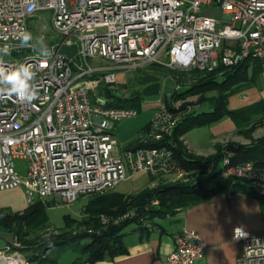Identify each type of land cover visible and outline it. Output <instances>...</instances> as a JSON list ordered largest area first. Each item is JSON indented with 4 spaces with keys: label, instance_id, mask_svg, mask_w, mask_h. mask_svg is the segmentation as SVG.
<instances>
[{
    "label": "built area",
    "instance_id": "obj_1",
    "mask_svg": "<svg viewBox=\"0 0 264 264\" xmlns=\"http://www.w3.org/2000/svg\"><path fill=\"white\" fill-rule=\"evenodd\" d=\"M211 4L229 25L221 27L214 17L199 13ZM41 11L51 12L52 30L60 35L43 56L17 47L18 36L30 32L27 21ZM5 45L12 55L26 51L22 63L36 73L31 82L36 98L22 102L0 91V190L22 188L28 205L48 196L71 203L138 174L181 176L172 158L174 144L120 151L114 124L137 112L106 106V99L93 91L100 82L115 84L117 76L91 78L96 70L87 60L101 57L128 69L159 64L182 73L221 69L218 75L245 61L264 62V0H0V48ZM57 45H76L72 58L79 57L86 68L73 69L72 58L58 54ZM185 101L170 107L163 101L143 141L169 138L191 110L190 105L180 110ZM171 107L178 112L173 114ZM16 159L25 160V175L17 172ZM222 169L224 177L243 179L264 195V172L251 162L232 165L226 156ZM232 239L243 246L236 264H264V231L250 234L236 225ZM205 247L194 230L186 229L156 264H196Z\"/></svg>",
    "mask_w": 264,
    "mask_h": 264
},
{
    "label": "trees",
    "instance_id": "obj_2",
    "mask_svg": "<svg viewBox=\"0 0 264 264\" xmlns=\"http://www.w3.org/2000/svg\"><path fill=\"white\" fill-rule=\"evenodd\" d=\"M148 65L154 68V72L143 77L142 82H139L140 89L134 90V85L130 86L128 91L131 93L128 97H116L111 95L109 90H104L106 97L111 98L106 106L134 110L140 108L143 100L142 89L151 83L160 82L162 77L167 76L173 78L177 86H179L178 84L182 86L179 91L174 89L171 92V100H167L170 98L167 95L164 97L168 107L173 100L184 101L190 95H199L198 104L185 102L180 107L182 110L190 105L191 110L182 118L181 122H177L169 138L166 137L161 142L149 140L144 142L150 127L148 123L144 127V137H140L123 149L162 145L172 147L174 144L176 147L172 158L177 163L180 172L189 175L190 179L160 182L154 188L144 187L137 193L127 195L115 192L114 188L101 193H91L87 196L82 219L75 221L66 216L64 227L55 229L59 233L49 238L51 247H57V251L47 257L36 253L28 257L30 264H59L61 255L67 251L77 256L72 264H94L97 261L111 260L126 253L122 238L123 230L128 227V224H136L137 232H149L158 226L155 220L174 216L176 213L204 202L215 195L242 193L252 196L258 201L264 197L245 180L224 177L222 169L223 160L228 156L232 165L251 162L264 172V135L257 139L252 136L258 125L264 127V100L260 98L249 105L234 109L228 107L229 98L236 94L238 89L249 83L255 85L263 68L262 61H245L225 69L220 75L217 72L222 71L221 69L206 74L199 72L176 73L159 64ZM211 91H216V96L208 97L206 95ZM199 104H206V109L205 106L201 109ZM170 111H173V114L178 112L172 107ZM224 117H229L233 122V129L250 143L217 144L214 153L209 156L188 154L181 145L177 146L180 144L177 139L184 136L187 128L210 125ZM154 179L150 176V181L153 182ZM43 201V199L35 200L21 211L0 208V235L5 234L9 237L8 240L5 238L9 242L12 239L20 240L26 249L39 247L40 243L36 242H39L42 239V234H46L45 231L51 228L47 224ZM154 201L156 204H153ZM28 229H36L37 236L33 239H23L29 231Z\"/></svg>",
    "mask_w": 264,
    "mask_h": 264
},
{
    "label": "rangeland",
    "instance_id": "obj_3",
    "mask_svg": "<svg viewBox=\"0 0 264 264\" xmlns=\"http://www.w3.org/2000/svg\"><path fill=\"white\" fill-rule=\"evenodd\" d=\"M202 15H209L214 17L220 22V26L223 27L224 25H229L228 21L223 19V12L222 10L217 7L216 4L211 5H203L199 11ZM50 11H41L39 12L34 18L29 19L27 21V25L29 30L33 36L32 43H35L37 39H42L46 46L54 45L56 42L60 40V35L55 33L51 27L50 21ZM26 54V51L22 52V56L16 54H10L9 56H4L2 59L4 61H16L19 64L23 61V56ZM70 65L73 69H76V65H82V67L86 68V65L80 62L79 57L75 56L72 60H69ZM89 66L96 71L92 73L93 79L99 80L103 76L108 73H115L117 76V82L113 85H104L103 82L99 83V86L93 92L96 95L103 96L106 99V102H110L111 98H107L104 90H109L111 95L116 97H128L131 92L128 91L130 86H133L134 90H138L141 88L140 83L145 75L148 73L154 72V68L150 65H142L137 68H122L115 65L113 62H110L106 59L101 57H94L89 58L87 60ZM176 73H181L180 71H175ZM140 82V83H139ZM160 91L159 94L156 96H143L142 104L140 108L135 109L137 111V115L125 119H121L114 124L113 132L118 141V147L120 151H122L125 147H127L130 143L138 140L140 137H144L145 130L144 127L148 123L149 119L154 116L157 109L152 108L151 105L155 103L157 100L163 99L164 102L167 100H171V92L174 91L175 81L170 76L162 77L160 79ZM180 86V84H178ZM182 87V86H180ZM99 88V89H98ZM258 86L255 82L253 84H247L242 86L240 89L237 90V93L232 95L228 100V107L229 108H239L246 105L253 103L254 101L260 99L261 95L258 94L257 90ZM176 90V89H175ZM176 91H179L176 90ZM182 91V90H181ZM170 97L166 101L164 97ZM208 97L216 96V91H211L206 94ZM199 95H190L185 100V102H192L195 104L197 103V99ZM264 100V99H263ZM174 102V100L172 101ZM171 102V103H172ZM207 104V103H206ZM206 104H199L200 108L205 106ZM156 109V110H155ZM203 109V108H201ZM233 122L229 117H224L220 121L215 122L210 125L196 127V128H187L186 133L184 136H180L177 139L180 144L177 146H182L184 151L198 156H209L214 153L215 146L217 144L226 145L229 143H237V144H248L250 143L249 140L243 138L242 135L239 134L236 130L233 129ZM264 135V127L257 126L255 131L253 132V138L257 139ZM173 140V139H172ZM176 141V140H175ZM173 142V141H172ZM176 147V146H175ZM16 170L20 175H25L26 172V162L22 159H16ZM155 179L150 181V176L147 174H138L136 176H130L126 180L119 182L118 185L114 187V191L120 194H133L137 193L144 187L154 188L160 182L167 183V182H177L181 180L187 181L189 175L186 173L181 172V176L178 177L176 174H163L158 177H154ZM20 188V187H18ZM23 190V189H22ZM87 194L86 196H80L77 200L67 203L61 199H55L54 196H48L44 198L43 202L45 203V212H46V219L47 224L50 225V229L45 231L46 234H42V239L39 242V247L36 248H25V246L20 242V240L12 239L11 242L0 240V257L7 256V257H17L19 258L24 264H30L28 261V257L35 255H41L42 257L52 256L55 251H57V247H51L49 238L54 236L55 234L59 233L55 229H62L65 225V217L68 216L71 220H81L83 217V209L87 204ZM94 195V194H93ZM15 200L16 204L22 202V198L20 196L14 195L12 197ZM38 200V198H36ZM26 202V200H25ZM259 206L261 210V217H262V224L264 226V197L259 201ZM164 219H157L155 222L164 223ZM128 226L136 227V224L131 223ZM25 237L23 239H33L37 236V231L34 229H28ZM82 231L85 229H81ZM80 231V230H79ZM39 234V233H38ZM6 235L2 237L5 240ZM48 243V244H47ZM8 246L9 249L4 252H1L4 247ZM35 252V253H34ZM51 254V255H50ZM75 258V254L72 252H64L60 259L59 264H70V262Z\"/></svg>",
    "mask_w": 264,
    "mask_h": 264
},
{
    "label": "crops",
    "instance_id": "obj_4",
    "mask_svg": "<svg viewBox=\"0 0 264 264\" xmlns=\"http://www.w3.org/2000/svg\"><path fill=\"white\" fill-rule=\"evenodd\" d=\"M262 63L263 68L256 84L260 98L264 99V62ZM162 102L163 99L157 100L151 107L157 109ZM14 195L20 196L22 202L16 204L12 198ZM27 206L22 188L0 190V208L21 211ZM166 219L149 232H137L134 227L128 226L123 230L122 238L126 253L94 264H156L170 254L175 236L186 229L194 230L206 244L196 264H236L243 246L241 242L232 239V228L241 225L250 234L264 231L259 201L242 193L215 195ZM3 236L0 235V240L4 241ZM5 238L9 239L7 236ZM76 257L75 255L70 264Z\"/></svg>",
    "mask_w": 264,
    "mask_h": 264
},
{
    "label": "clouds",
    "instance_id": "obj_5",
    "mask_svg": "<svg viewBox=\"0 0 264 264\" xmlns=\"http://www.w3.org/2000/svg\"><path fill=\"white\" fill-rule=\"evenodd\" d=\"M18 40L19 44L17 47L30 48L33 52L41 56L46 54L47 46L44 44L43 40L37 39L35 43H32L33 36L30 32H22L18 36ZM10 54V46L5 45L0 48V91H5L22 102H31L36 98V92L31 83L34 80L36 73L30 65L23 63L15 68L6 67L2 57L9 56ZM234 231L243 233L242 228H236ZM20 264L24 263L21 261Z\"/></svg>",
    "mask_w": 264,
    "mask_h": 264
},
{
    "label": "water",
    "instance_id": "obj_6",
    "mask_svg": "<svg viewBox=\"0 0 264 264\" xmlns=\"http://www.w3.org/2000/svg\"><path fill=\"white\" fill-rule=\"evenodd\" d=\"M77 51L76 45L66 46V45H57L56 46V52L60 55H65L67 58H72ZM160 91V83L155 82L151 83L149 85H146L142 89V95L143 96H156L159 94ZM17 258V257H16ZM6 258H0V264H7Z\"/></svg>",
    "mask_w": 264,
    "mask_h": 264
},
{
    "label": "bare ground",
    "instance_id": "obj_7",
    "mask_svg": "<svg viewBox=\"0 0 264 264\" xmlns=\"http://www.w3.org/2000/svg\"><path fill=\"white\" fill-rule=\"evenodd\" d=\"M7 264H20L21 260L16 257H10L9 259L6 260Z\"/></svg>",
    "mask_w": 264,
    "mask_h": 264
}]
</instances>
